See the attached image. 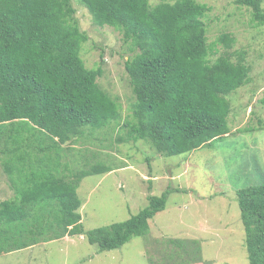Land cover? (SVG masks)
I'll return each instance as SVG.
<instances>
[{
  "label": "trees",
  "instance_id": "obj_1",
  "mask_svg": "<svg viewBox=\"0 0 264 264\" xmlns=\"http://www.w3.org/2000/svg\"><path fill=\"white\" fill-rule=\"evenodd\" d=\"M83 1L95 23L118 30L132 51L125 69L136 100L120 141L143 139L168 156L211 146L231 131L228 96L251 81V67L244 50L232 59L236 38L229 32L218 38L224 53L212 58L205 22L210 5ZM236 2L264 24V0ZM76 12L72 0H0V154L9 155L5 170L16 191L0 201V254L75 235L99 251L118 249L148 234L150 220L168 202L169 190L149 195V204L131 218L84 229L82 180L115 168L97 162L74 170L70 163L80 151L75 144L84 141L87 128L101 129L121 113L117 99L99 84L102 65H85L81 49L90 36ZM68 155L76 158L64 161ZM13 158L16 165L10 166ZM237 194L249 262L264 264V183Z\"/></svg>",
  "mask_w": 264,
  "mask_h": 264
},
{
  "label": "rangeland",
  "instance_id": "obj_2",
  "mask_svg": "<svg viewBox=\"0 0 264 264\" xmlns=\"http://www.w3.org/2000/svg\"><path fill=\"white\" fill-rule=\"evenodd\" d=\"M162 1L176 0L151 3ZM197 1L211 6L205 22L208 42L214 46L212 58L224 53L218 38L229 32L236 38L232 59L244 50L251 67V81L228 96L231 131L211 146L168 156L143 139L120 141L126 138L124 124L132 119L136 100L125 69L130 45L115 28L98 26L83 0H72L78 23L90 36L81 56L87 68L102 65L99 84L117 99L121 113L119 120L101 129L87 128L84 141L75 144L80 151H75L79 160L70 163L74 170L97 162L115 168L82 180L78 194L84 229L131 218L149 204V195L169 190L168 202L150 220L148 234L118 249L99 251L84 235L66 236L4 252L0 264H250L237 193L264 183V24L255 22L251 9L236 0ZM70 156L64 161H71ZM8 157L0 156V201L16 195L5 170ZM15 162L11 159L10 166ZM176 239L193 244L196 252L181 248Z\"/></svg>",
  "mask_w": 264,
  "mask_h": 264
}]
</instances>
